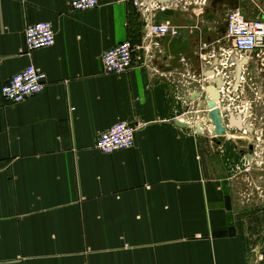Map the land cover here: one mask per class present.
<instances>
[{
	"label": "crops",
	"instance_id": "obj_1",
	"mask_svg": "<svg viewBox=\"0 0 264 264\" xmlns=\"http://www.w3.org/2000/svg\"><path fill=\"white\" fill-rule=\"evenodd\" d=\"M70 1L0 0V264H264V143L245 136L253 115L264 125V85L259 102L247 86L248 114L218 104L221 144L208 123L198 133L199 101H187L224 62L250 76L257 61L234 53L226 18H264V0ZM148 18L179 34L147 39ZM39 22L56 44L29 52ZM128 40L133 67L106 74L102 56ZM31 65L44 91L6 102L2 87ZM120 122L135 146L96 150Z\"/></svg>",
	"mask_w": 264,
	"mask_h": 264
},
{
	"label": "built area",
	"instance_id": "obj_2",
	"mask_svg": "<svg viewBox=\"0 0 264 264\" xmlns=\"http://www.w3.org/2000/svg\"><path fill=\"white\" fill-rule=\"evenodd\" d=\"M132 1L136 8L149 11L142 0ZM195 2L199 3V0ZM70 6L74 12L90 11L99 6V0H71ZM144 30L147 39L179 34L178 28L169 24H155L149 18L146 19ZM226 34L227 39L232 43L234 53L241 58L249 57L255 61V55L259 57L264 55V18L250 20L240 10H232L227 14ZM25 42L29 52L54 46L56 44V32L53 25L48 22H39L28 26L25 30ZM137 49L138 47L128 40L105 52L102 56V62L106 74L121 75L129 71L133 67L134 54ZM221 66L229 72V66L233 67L235 64L224 62ZM46 79L47 75L44 72L39 71L33 65L28 66L2 87V98L11 104L23 103L44 91ZM224 79L225 82L220 92L222 97L229 101L227 105L223 103L224 107L238 111V113L248 114L252 110V103H241L244 99L245 89L251 81L248 77V71L243 70L242 74L237 76L229 74ZM227 108H223L224 112ZM225 118L226 115L224 114ZM202 123L210 124L206 117ZM135 136L136 128L134 126L120 122L99 136L95 148L103 154H113L121 150L131 149L135 146Z\"/></svg>",
	"mask_w": 264,
	"mask_h": 264
},
{
	"label": "water",
	"instance_id": "obj_3",
	"mask_svg": "<svg viewBox=\"0 0 264 264\" xmlns=\"http://www.w3.org/2000/svg\"><path fill=\"white\" fill-rule=\"evenodd\" d=\"M218 66L219 67L215 69L217 71L214 70L215 72L211 73L209 75L210 77H207L205 86L199 85L201 91L190 96L187 101H199L198 110L196 112L198 118L201 119V122L196 127L198 133L201 132L203 128L202 120L206 117L210 122V130L214 136V142L221 144L227 135V128L225 126L224 116L221 109L217 106V103L229 104V101L222 97L220 92L225 82L224 77L228 76L229 73L228 70L224 69L221 65ZM219 72H221V74H219ZM191 111L194 112V107H192ZM175 123L182 128L190 127V124L182 123L180 120H176Z\"/></svg>",
	"mask_w": 264,
	"mask_h": 264
},
{
	"label": "rangeland",
	"instance_id": "obj_4",
	"mask_svg": "<svg viewBox=\"0 0 264 264\" xmlns=\"http://www.w3.org/2000/svg\"><path fill=\"white\" fill-rule=\"evenodd\" d=\"M254 59L257 61V63H255V67L254 70H252L250 72L251 76L253 75V77H250V79H253V81H250V85H251V90L250 93H254L255 95V99L257 100V102L261 101L260 99V86L264 85V61L262 60H258L259 57L258 56H254ZM256 78V79H255ZM263 81V82H262ZM253 85V86H252ZM264 101V100H263ZM250 125L253 126V133L247 137L248 135H245L246 138L250 139V142L256 146V145H260L262 143H264V125L261 124L262 121L260 120V116H255L253 115L250 118ZM240 132H232V135L234 136H239ZM243 135H240L239 137H242Z\"/></svg>",
	"mask_w": 264,
	"mask_h": 264
},
{
	"label": "flooded vegetation",
	"instance_id": "obj_5",
	"mask_svg": "<svg viewBox=\"0 0 264 264\" xmlns=\"http://www.w3.org/2000/svg\"><path fill=\"white\" fill-rule=\"evenodd\" d=\"M254 67H255V66H251L249 72H251L252 70H254ZM250 77H253V75L251 76V74H250L249 78H250ZM255 79H256V78H255ZM251 80L253 81V79H251ZM246 88H247V87H246ZM245 91H246V89H245Z\"/></svg>",
	"mask_w": 264,
	"mask_h": 264
},
{
	"label": "bare ground",
	"instance_id": "obj_6",
	"mask_svg": "<svg viewBox=\"0 0 264 264\" xmlns=\"http://www.w3.org/2000/svg\"><path fill=\"white\" fill-rule=\"evenodd\" d=\"M218 104H220L219 102L217 103V106L219 107V105Z\"/></svg>",
	"mask_w": 264,
	"mask_h": 264
}]
</instances>
